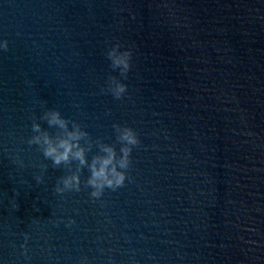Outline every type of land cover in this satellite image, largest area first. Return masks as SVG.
Here are the masks:
<instances>
[{"label":"water","instance_id":"95a60500","mask_svg":"<svg viewBox=\"0 0 264 264\" xmlns=\"http://www.w3.org/2000/svg\"><path fill=\"white\" fill-rule=\"evenodd\" d=\"M2 39L0 264H264V0H0ZM49 111L89 165L131 128L125 185L30 143Z\"/></svg>","mask_w":264,"mask_h":264},{"label":"clouds","instance_id":"9594fccd","mask_svg":"<svg viewBox=\"0 0 264 264\" xmlns=\"http://www.w3.org/2000/svg\"><path fill=\"white\" fill-rule=\"evenodd\" d=\"M9 42L7 39L0 40V51H7ZM109 58L112 60L113 67L121 69L122 74L127 73L131 68V54L128 51L119 52L118 46L109 52ZM112 92L115 98L119 99L126 91L127 85L114 82ZM45 118L50 125H56L64 130V135L53 140L47 133H41L32 138L30 143L41 145L43 154L46 158L52 160L53 165L58 166L72 160L79 162L81 166L88 165L91 171L87 183L93 189L90 193L93 198H100L105 188L116 191L123 187L128 179L125 169L130 164V146L137 145L139 139L131 128H119V139L125 145L121 148L122 155L117 158L116 151L109 145H101L103 155L93 158L91 164H88L86 149L81 146L80 141L87 135L78 125H73L68 129L69 121L63 118L59 111H49ZM33 129L40 132V125L34 124ZM63 187L57 188V192H63L65 189L79 190L80 177L73 174L63 179Z\"/></svg>","mask_w":264,"mask_h":264}]
</instances>
